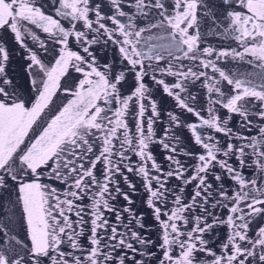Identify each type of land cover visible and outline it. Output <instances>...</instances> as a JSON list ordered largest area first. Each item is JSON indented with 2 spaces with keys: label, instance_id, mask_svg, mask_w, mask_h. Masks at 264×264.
<instances>
[{
  "label": "snow or ice",
  "instance_id": "6c2138e0",
  "mask_svg": "<svg viewBox=\"0 0 264 264\" xmlns=\"http://www.w3.org/2000/svg\"><path fill=\"white\" fill-rule=\"evenodd\" d=\"M0 264H264V0H0Z\"/></svg>",
  "mask_w": 264,
  "mask_h": 264
},
{
  "label": "water",
  "instance_id": "95a60500",
  "mask_svg": "<svg viewBox=\"0 0 264 264\" xmlns=\"http://www.w3.org/2000/svg\"><path fill=\"white\" fill-rule=\"evenodd\" d=\"M41 2H43V0H41ZM41 36L43 38L44 34L41 33ZM208 43L214 44L217 47L227 46V42H222L220 40V38H217V37H209L208 38ZM10 47L12 49V63L10 65V72H11L12 75L17 77L18 81L23 83V71H22V67H21L22 64H23V58H22L23 57V53H22V50L19 49V47L16 46L14 44V42H12L10 44ZM96 53L102 58V62H106V60L104 59L105 55H107V56L111 55L110 51L107 52L106 54L105 53H101L98 46L96 47ZM222 66H225V65L222 64ZM232 66H233L232 64L226 65V67H232ZM75 75L76 74L73 73V76H75ZM149 85L151 87V83L150 82H149ZM191 91L196 93L198 95L199 99L201 101H203V99H204L203 90L200 89L199 84H197L196 87L191 89ZM155 98L159 99V96L157 95ZM66 100H67V97L65 96V94L62 91L59 92L57 94V96L55 97L56 105H61L62 106V103L66 102ZM171 107H172V102L170 100H168L163 105V109H164L165 112L167 110H169ZM56 110H58V109H56ZM52 114H54V112ZM185 115H188V114H185ZM48 118H50V117H48ZM188 118L190 120L195 119L194 117H191L190 115H188ZM233 123H235V121H233ZM161 127H162V125H160L158 123V125H157L158 134H162V133L159 132V129ZM38 131L39 130H37L34 133H30V136H32L34 138L35 135H38ZM155 154H157L159 161L163 162V152L159 148V146L155 147ZM129 176H130V179H132L137 184L139 193L142 194V192H143L142 181H140V179L138 177H136V176H134L132 174H129ZM125 190H127L126 186H125ZM188 191L190 192L191 188H189ZM140 194L134 196V199L136 200L137 206H139V204H140V199H141V195ZM120 203L121 204L123 203L122 199L120 200ZM224 211H225V214H226V210H224ZM15 232L18 233L22 238L25 235L24 230H23V228H22V226L20 224H17V226L15 228ZM226 235H227L226 227L221 226L220 228L216 229L215 232L213 233L212 237H211V239L214 240L213 247H218L219 242L223 241L226 238ZM152 236H153V238H155V236H156L155 232L152 233Z\"/></svg>",
  "mask_w": 264,
  "mask_h": 264
}]
</instances>
